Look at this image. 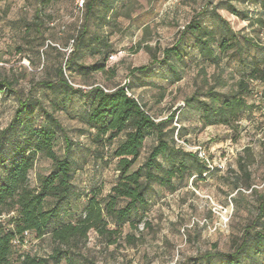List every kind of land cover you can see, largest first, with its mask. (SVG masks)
Segmentation results:
<instances>
[{
	"label": "rangeland",
	"instance_id": "rangeland-1",
	"mask_svg": "<svg viewBox=\"0 0 264 264\" xmlns=\"http://www.w3.org/2000/svg\"><path fill=\"white\" fill-rule=\"evenodd\" d=\"M229 3L246 11L249 19L231 14ZM212 6L233 31L254 42L247 47V56L263 64L260 0H96L88 18L76 0H0V78L13 81L15 89L12 95H0V129L10 121L18 99L26 96L58 119L62 130L56 134L54 151L63 156L66 136L71 142L72 185L82 194L73 203V212L63 213L65 221L80 213L85 194L99 191L101 199L114 185L118 170L111 154L123 136L110 141L97 137L84 122L90 95H67L60 86L57 69L64 66L80 34L76 59L63 70L69 84L83 91L94 85L105 89L124 85L155 120L174 112L171 126L178 125L179 131L173 137L186 150L200 147L212 166L201 176L174 179L172 189L151 184L147 206L132 216L133 225L121 224L112 244L90 231L86 243L69 253V260L54 263L48 258L53 248L49 237L28 234L12 247L8 264H22L25 255L46 259L44 264H223L218 257H202L207 252L232 251L244 226L256 216L258 195L264 196V103L260 100L264 82L248 81L250 91L244 96L249 108L239 122L203 127L188 98L208 99L210 87L225 94L236 90V82L246 80L244 66L226 58L219 65L203 62L188 47L186 64L177 67L180 78L176 79L156 61L195 14L203 12L202 24L213 26ZM185 40L190 44L192 38ZM100 65L101 70L90 69ZM142 66L147 68L132 71ZM35 120L42 123L37 111ZM153 143L152 136L146 137L131 170L142 163ZM50 169L51 161L37 155L28 174L29 186L37 187ZM13 214L1 217L6 226ZM261 229L264 232V224ZM244 263L264 264V249L253 251Z\"/></svg>",
	"mask_w": 264,
	"mask_h": 264
},
{
	"label": "trees",
	"instance_id": "trees-1",
	"mask_svg": "<svg viewBox=\"0 0 264 264\" xmlns=\"http://www.w3.org/2000/svg\"><path fill=\"white\" fill-rule=\"evenodd\" d=\"M260 3L264 7V0H260ZM95 4L96 0H83L85 18L92 14ZM105 8L107 10L110 6L105 5ZM215 9V6L210 9L213 26L202 24L199 15L203 12L195 14L183 26L177 39L161 50V56L156 60L176 79L180 78L177 67L185 66L184 56L190 48L203 62L219 65L226 58L244 66L246 80L240 78L236 82V90L225 94L210 87L207 90L208 99L188 98V105L199 113L203 127L218 124L232 126L239 122L249 108L244 96L250 91L248 81L264 82V63L253 57L249 59L246 53L247 47L255 45L254 42L240 31H233L228 21ZM227 10L241 19H249L246 11L240 12L230 3ZM187 36L192 38L190 44L185 40ZM82 38L80 34L73 41L64 66L57 69V78L67 95H90L84 122L95 131L97 137L102 139L105 136L110 141L119 134L123 135L111 154L116 159L117 180L101 199L97 198L99 191L85 194L80 213L73 221H65L63 213L73 212V203L82 197L72 185L71 142L64 136L63 156L59 157L54 151L56 134L62 130L58 119L29 96L18 99L10 121L0 129V264H8L12 247L16 243H23L28 234H34L36 238L49 237L53 248L48 258L54 263L69 260V253L86 243L90 231L112 244L119 236L121 224L129 222L133 225L132 216L138 215L147 206L146 191L151 184L172 189L174 179H182L185 174L201 176L212 168L207 157L208 162L199 157L197 150H186L182 142L173 137V133L179 131L178 125L171 126L174 112L155 120L124 85L111 89L94 85L83 91L69 84L63 70L75 61ZM146 68L137 67L132 71ZM90 69L98 71L103 66ZM217 83L219 85L221 81L217 80ZM44 85L49 89L53 87L48 82ZM14 93V82L0 78V95ZM260 100L264 103V88ZM36 111L42 118L41 124L36 123ZM148 136H152L154 143L147 150L142 163L131 170ZM37 155L49 159L51 169L39 178L37 187L31 188L28 174ZM258 200L256 216L244 226L240 242L233 250L207 252L202 259L208 260L214 256L223 264H245L253 251L264 249V232L261 229L264 224V196L258 195ZM9 212L14 214L6 226L1 217ZM46 261L25 255L22 264H44Z\"/></svg>",
	"mask_w": 264,
	"mask_h": 264
},
{
	"label": "built area",
	"instance_id": "built-area-1",
	"mask_svg": "<svg viewBox=\"0 0 264 264\" xmlns=\"http://www.w3.org/2000/svg\"><path fill=\"white\" fill-rule=\"evenodd\" d=\"M76 3H77V5H78V7L81 8L82 5H83V0H76ZM109 58H110V59H113L114 56H113V55H110ZM194 150H197V151H198V155H199L200 158H203V159H205V160L208 162V160H207V158H206L204 152H202V151L200 150L199 147L194 148ZM24 234L27 235L26 232H25Z\"/></svg>",
	"mask_w": 264,
	"mask_h": 264
}]
</instances>
